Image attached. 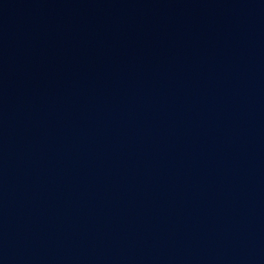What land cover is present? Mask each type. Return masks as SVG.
<instances>
[{"label":"water","instance_id":"obj_1","mask_svg":"<svg viewBox=\"0 0 264 264\" xmlns=\"http://www.w3.org/2000/svg\"><path fill=\"white\" fill-rule=\"evenodd\" d=\"M0 264H264V0H0Z\"/></svg>","mask_w":264,"mask_h":264}]
</instances>
